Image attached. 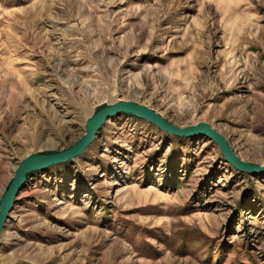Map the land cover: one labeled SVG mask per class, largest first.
Segmentation results:
<instances>
[{
	"label": "rangeland",
	"instance_id": "obj_1",
	"mask_svg": "<svg viewBox=\"0 0 264 264\" xmlns=\"http://www.w3.org/2000/svg\"><path fill=\"white\" fill-rule=\"evenodd\" d=\"M207 122L264 166V0H0V200L103 102ZM19 194L0 264H264V175L121 114Z\"/></svg>",
	"mask_w": 264,
	"mask_h": 264
},
{
	"label": "water",
	"instance_id": "obj_2",
	"mask_svg": "<svg viewBox=\"0 0 264 264\" xmlns=\"http://www.w3.org/2000/svg\"><path fill=\"white\" fill-rule=\"evenodd\" d=\"M121 114H127L155 125L160 130L181 138L205 136L220 148L225 160L237 170L252 175H264V166L249 163L242 159L230 145L228 139L207 122L196 125L179 126L172 123L159 111L131 100L103 102L98 105L87 119L84 135L64 149H50L31 154L19 163L14 177L10 180L0 200V241L11 212L21 191L37 173L48 168L73 161L81 157L96 140L105 124Z\"/></svg>",
	"mask_w": 264,
	"mask_h": 264
},
{
	"label": "bare ground",
	"instance_id": "obj_3",
	"mask_svg": "<svg viewBox=\"0 0 264 264\" xmlns=\"http://www.w3.org/2000/svg\"><path fill=\"white\" fill-rule=\"evenodd\" d=\"M32 178H33V177H32ZM29 181H30V180H29ZM28 183H29V182H28ZM28 183H27V184H28ZM21 192H22V191H21Z\"/></svg>",
	"mask_w": 264,
	"mask_h": 264
}]
</instances>
